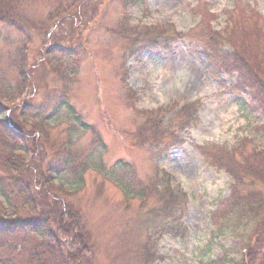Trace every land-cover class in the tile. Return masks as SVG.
Listing matches in <instances>:
<instances>
[{"label":"rangeland","instance_id":"rangeland-1","mask_svg":"<svg viewBox=\"0 0 264 264\" xmlns=\"http://www.w3.org/2000/svg\"><path fill=\"white\" fill-rule=\"evenodd\" d=\"M235 1V7L264 17V0H140L126 7L122 0L0 1L3 118L21 127L23 137H36V151L34 139L28 140L29 175L60 169L49 189L86 217L97 264H126L129 249L145 237L144 231L127 227L139 212L143 221L155 206L152 199L146 203L112 183L113 168L131 170L142 182L159 172L166 184L188 195L183 222L189 233L184 239L165 236L159 245L164 259L155 264L246 261L253 225L234 217L213 219L231 193L232 180L200 148H233L244 141L264 149L263 114L247 91L234 89L236 75L214 73L201 43L186 38L134 56L122 36L129 27L166 23L188 33L202 20L221 30ZM206 12L212 16H203ZM22 71L29 77L26 90L17 88ZM64 95L88 127L58 106ZM193 105L199 109L197 122L188 124ZM54 110L55 116L45 120ZM161 120L165 129L154 132L152 125ZM177 132L183 143L163 147L176 140ZM151 140L164 145L150 146ZM69 147L79 157L65 165ZM87 154L91 164L79 175ZM0 211L11 213L1 197ZM34 245L28 242L23 252L29 254Z\"/></svg>","mask_w":264,"mask_h":264},{"label":"trees","instance_id":"trees-1","mask_svg":"<svg viewBox=\"0 0 264 264\" xmlns=\"http://www.w3.org/2000/svg\"><path fill=\"white\" fill-rule=\"evenodd\" d=\"M139 1L122 0L125 7ZM235 3L226 13V27L222 31L215 30L204 20L188 33L168 23L129 27L122 34L126 49H130L131 55H138L140 51L159 46L167 48L170 43L186 38L199 42L210 52L214 73L235 74L234 89L248 91L254 107L264 116V17L254 9L235 7ZM203 16L210 18L212 15L206 12ZM28 78L22 71V85L17 88L26 90ZM8 87L11 89V85ZM58 106L66 108L79 124L88 127L66 95L59 99ZM193 107L191 115H187L191 117L188 124L197 122L198 107ZM55 114L56 110L46 115L45 120ZM152 126L154 132L165 129L163 120ZM24 137L6 124L0 111V197L4 198L7 210H11L5 214L0 211V264H97L96 243L86 217L64 199L51 194L49 189L60 169L51 167L45 173L29 175L28 140L35 141L36 137L32 134ZM174 139L169 145L183 143L178 132ZM160 143V140H151L149 145L160 146ZM37 147L35 141V151ZM201 150L212 165L232 178L230 196L221 203L214 217L232 216L239 222L253 225L243 264H264V149L251 147L243 141L233 148L211 145ZM76 157L79 156L69 147L64 164L68 165ZM91 160L92 156L87 154L78 169L79 175L86 173ZM95 167L103 168L102 165ZM111 179L129 195L146 203L152 199L155 203L147 210L143 221L142 212L137 215L136 226L145 232V237L141 244L135 247V243L129 249L126 257V264H155L161 259L158 247L165 235L184 237L187 234L182 222L187 195L171 184H163L159 174L142 182L131 173L122 175L113 168ZM19 211L29 213L30 218H20ZM32 236L35 238L31 239ZM28 242H35L29 254L23 252Z\"/></svg>","mask_w":264,"mask_h":264}]
</instances>
